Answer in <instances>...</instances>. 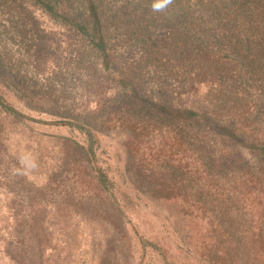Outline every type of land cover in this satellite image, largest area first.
Segmentation results:
<instances>
[{"label":"rangeland","instance_id":"1","mask_svg":"<svg viewBox=\"0 0 264 264\" xmlns=\"http://www.w3.org/2000/svg\"><path fill=\"white\" fill-rule=\"evenodd\" d=\"M80 2L0 0V264H264V0Z\"/></svg>","mask_w":264,"mask_h":264},{"label":"trees","instance_id":"2","mask_svg":"<svg viewBox=\"0 0 264 264\" xmlns=\"http://www.w3.org/2000/svg\"><path fill=\"white\" fill-rule=\"evenodd\" d=\"M17 3H22V0H12ZM41 2H44L46 5V8L51 11H58L61 3L63 0H41ZM112 4V8L115 10L109 11L105 9V1L104 0H93V2H85L81 0V2L78 4V7L80 8L78 11V14H76L75 19L79 20V16H87L85 20H79L80 27L86 31L89 32L91 35V41L97 44L99 46V49L102 48L103 54L105 56L104 61L106 63V60L110 57V52L107 48V42L104 36L105 28L108 26H111L113 23L116 22L117 16L123 15L125 16L124 20L126 23L129 22V20L126 17H129V10L126 7V4L124 3L125 0H110ZM104 15V17L102 16ZM108 63V62H107Z\"/></svg>","mask_w":264,"mask_h":264},{"label":"clouds","instance_id":"3","mask_svg":"<svg viewBox=\"0 0 264 264\" xmlns=\"http://www.w3.org/2000/svg\"><path fill=\"white\" fill-rule=\"evenodd\" d=\"M172 4L173 0H152L151 10L154 13L166 12Z\"/></svg>","mask_w":264,"mask_h":264}]
</instances>
